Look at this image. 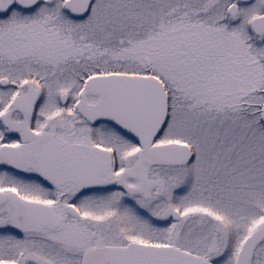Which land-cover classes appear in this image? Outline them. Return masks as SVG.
<instances>
[{"label": "rangeland", "instance_id": "374dc122", "mask_svg": "<svg viewBox=\"0 0 264 264\" xmlns=\"http://www.w3.org/2000/svg\"><path fill=\"white\" fill-rule=\"evenodd\" d=\"M64 1L42 0L10 17L6 24L19 22L21 30L8 29L0 40L7 63L33 69L28 73L56 92L63 85L73 100L87 77L147 75L152 64L169 94L154 145L185 144L193 153L181 167L139 165L128 183L134 193L115 192V211L101 225L104 241L169 245L203 264H235L244 240L264 226V52L258 63L246 53L243 21L227 15L233 0H94L83 20L69 18ZM117 158V171L132 172L138 160L136 152L129 162ZM100 202V209L112 207ZM249 264H264V240Z\"/></svg>", "mask_w": 264, "mask_h": 264}, {"label": "flooded vegetation", "instance_id": "af4514ba", "mask_svg": "<svg viewBox=\"0 0 264 264\" xmlns=\"http://www.w3.org/2000/svg\"><path fill=\"white\" fill-rule=\"evenodd\" d=\"M41 1L24 10L18 0H0V40L8 29L21 30L19 22L6 24L13 14L32 12ZM227 15L241 17L243 46L258 63L264 0H233ZM6 55L0 47V264H38V256L55 259L53 264H83L88 252L115 248L104 241L101 226L115 211V192L132 195L128 183L139 165L155 164L112 121H90L79 112L82 100L87 108L98 102L96 95L84 96L88 77L73 100L63 85L56 92L55 85L28 73L33 69L8 64ZM135 152L132 172L117 171V155L125 163ZM102 199L112 207L100 209Z\"/></svg>", "mask_w": 264, "mask_h": 264}, {"label": "water", "instance_id": "95a60500", "mask_svg": "<svg viewBox=\"0 0 264 264\" xmlns=\"http://www.w3.org/2000/svg\"><path fill=\"white\" fill-rule=\"evenodd\" d=\"M93 0H68L66 12L81 20L89 12ZM37 0H18L24 10L36 6ZM85 90L99 96L96 109L87 108L84 100L77 105L87 119L105 118L142 150V154L159 166H179L190 162L192 153L186 145L167 144L151 147L167 118V96L161 83L150 76L108 75L89 78ZM86 92L84 93L85 96ZM264 127V102L260 111ZM168 215L178 221L177 212ZM264 239V226L242 243L235 264H248L256 246ZM83 264H202L194 255L173 247L130 244L115 249L103 248L84 256Z\"/></svg>", "mask_w": 264, "mask_h": 264}, {"label": "trees", "instance_id": "16d2710c", "mask_svg": "<svg viewBox=\"0 0 264 264\" xmlns=\"http://www.w3.org/2000/svg\"><path fill=\"white\" fill-rule=\"evenodd\" d=\"M172 21H174V20H169V22H171L172 23ZM173 40V39H172ZM172 40H168V41H164L163 43H162V45H161V47H162V50L159 52V53H165V52H167V44L170 42L171 43V41ZM165 43V44H164ZM121 50L124 52V53H126V52H128V47H127V45H125V46H123V47H121ZM121 51V52H122ZM159 57H160V59H161V56H162V54H160V55H158ZM169 56H176V53H171ZM145 59H152V55H150L149 53H146L145 54V56H143ZM154 58V57H153ZM167 60V59H166ZM170 60H174V59H170ZM149 65V67L147 68V75L148 76H153V77H156L157 79H159L160 81H161V79H160V76H157L156 75V72H155V68H153L151 65L152 64H148Z\"/></svg>", "mask_w": 264, "mask_h": 264}]
</instances>
